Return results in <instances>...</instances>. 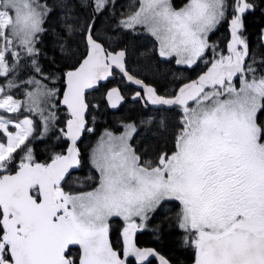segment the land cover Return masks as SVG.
I'll list each match as a JSON object with an SVG mask.
<instances>
[{"label":"snow or ice","instance_id":"1","mask_svg":"<svg viewBox=\"0 0 264 264\" xmlns=\"http://www.w3.org/2000/svg\"><path fill=\"white\" fill-rule=\"evenodd\" d=\"M107 5L108 0H92L96 13ZM75 6L73 0H62V28L65 35H81L86 54L65 73V90L58 96L44 82L48 77L38 62L37 45L48 31L52 9L46 0H0V77L27 69L24 84L33 89L23 102L12 95L0 98V264H127L128 257L144 264L156 253L134 243L143 227L134 218L146 221L164 201L179 203L178 227L193 234L196 264H264V120L258 121V113L264 114V74L257 78L252 63H246L250 52L243 35L247 16L256 9L254 0H186L177 7L172 0H140L137 10L119 21V27L133 32L141 26L165 60L175 57L187 68L208 65L171 97L137 78L127 67L126 51H109L91 18L78 21ZM226 20L231 40L224 55L210 45L209 34ZM261 35L264 39V30ZM116 70L144 91L133 99L180 109L175 151L142 164L129 142L135 125H126L119 136L106 132L91 155L97 186L65 191L62 182L81 163L76 143L93 130L86 128V94ZM6 86L19 87L14 78ZM123 99L118 88L107 93L113 108ZM61 103L70 116L65 135L71 147L51 163L35 162L31 139L56 129ZM25 112L35 114L39 123L34 125ZM13 113L19 116L5 115ZM113 217L126 222L122 254L109 239ZM72 246H78V255Z\"/></svg>","mask_w":264,"mask_h":264},{"label":"trees","instance_id":"2","mask_svg":"<svg viewBox=\"0 0 264 264\" xmlns=\"http://www.w3.org/2000/svg\"><path fill=\"white\" fill-rule=\"evenodd\" d=\"M254 2L256 4V9L254 12L250 13L247 16L246 29L243 31V35L246 38L249 45L250 59L248 63H252V66L256 69L255 75L257 78H259L262 74H264V39H262V35H261L262 30H264V3H262V0H254ZM81 4H83V6L82 7L80 6L77 11H80V13H82V10L85 9L84 11H86L87 15L91 13L95 14L92 8L91 0H77V5H81ZM50 15H51L50 18L52 17L51 19L55 17L54 13H51ZM98 18L100 19V15ZM109 18H111V16ZM117 18L118 17L115 16V22L118 23ZM51 25H52L51 21H49L48 23L46 22L45 26L47 27L48 31L44 34L42 43L37 45V47L41 49V55L38 62L42 70L44 71L45 75L48 77V79L44 82L47 83V85H52L55 82V85L58 84V86L64 88L65 73L74 70L75 67L77 66V63L71 64L73 62V59H70L69 57L64 55V50H66L65 42L64 43L60 42L58 36H56L57 33L53 30V28H50ZM56 30L58 32L61 29L58 28ZM121 31H120L122 33L121 42L122 39L124 38V40L126 41L125 47L127 48L129 47V45L136 43L138 41V36L141 35L140 32H138V34L137 33L132 34L123 30ZM76 42L77 40L75 41V43ZM29 77H30V73L28 72L27 69L19 71L15 75V77L12 76V73H9L8 77H0V87L5 88V92L2 95L3 96L12 95L17 100H20L22 102L25 101L26 100L25 93L32 89L31 85L24 84V81L27 80ZM12 78L16 80L19 87L8 89L6 86V82ZM103 89H105V87H102L99 90L101 92L97 91L93 94L102 93ZM89 105H90V111L88 115V122L90 128H92L93 130H98L96 131L97 133H100L101 130L103 129H112V128L115 129V127H113V123H114L113 118L115 117L120 118L124 107H121L119 111L111 110V108L107 103L106 97H102V99L97 102V107H95V103L92 102H90ZM22 111H23V106H22ZM134 111H136L134 116L137 117V115H139L138 108H135ZM24 115L28 117L30 116L34 120V124L39 123V118L35 114L25 112ZM16 116H19V114L14 113L13 117ZM128 116L125 117V119L123 118L124 117L123 116L122 117L123 121H128L130 120V118L131 119L133 118L132 116L128 118ZM62 117L63 120L66 118L67 119L70 118L67 110L60 108L57 117L58 122L56 124V129L53 131H49L46 134L41 131L40 138H34L31 140L30 146L32 148L35 162L42 164L51 163V160L55 155L65 154L68 147V143L65 139L66 125H64L65 123L62 124L63 123ZM20 118L22 119L23 116H21ZM130 121L138 125V123L135 120H130ZM60 129H63V131H60ZM88 134L89 133H86L83 142L85 141ZM35 136L36 133L34 134V137ZM160 143L168 145L167 146L168 148H166L168 151L173 150L174 138H172L170 134L168 136L166 134H162L157 137L148 134L147 137H145V139L141 141V147L143 148V145H145L151 153H155L156 150L158 151L157 145ZM137 149L139 153L142 154L141 153L142 151H140L138 146ZM79 150H80L81 164L79 168L74 171V173L83 172L86 174V176L87 174L93 175L92 180L94 183L91 186H95L98 184V178L96 172L88 166V162H87L89 155L88 147L83 148V143H82L79 145ZM18 163L19 160H17V166ZM172 209L175 210V214L169 217L170 220L169 218L163 216V214H160L161 217L155 219V225L161 227V232H162L161 236L157 237V240L155 239L154 241H143L142 238L147 234H140L139 239H137L138 244L140 245L142 243L145 246L156 248L162 255H164L171 262V264H195L196 249L194 246L190 245V243L185 242L184 232L180 230V228L178 227L177 219H178V213L180 211L179 204H173ZM115 222H116L115 225L113 223L111 227H109V239L111 240L114 248L117 251L121 252L123 247L122 239H123L124 224H121L120 221H115ZM157 226H155V228ZM71 251L74 256L79 254L78 249L73 248L71 249ZM128 264H137V263L133 260H130ZM148 264H157V263L151 261Z\"/></svg>","mask_w":264,"mask_h":264},{"label":"rangeland","instance_id":"3","mask_svg":"<svg viewBox=\"0 0 264 264\" xmlns=\"http://www.w3.org/2000/svg\"><path fill=\"white\" fill-rule=\"evenodd\" d=\"M46 2L48 6L52 9V13H54V16H55L53 19H51L52 18L51 17L46 22L48 23L49 21H51L52 25L50 26V28H53V30L57 33L56 36H58L61 43L65 42L66 50H64V55L69 57L70 59H73V62L71 64L77 63L78 65L86 54V47L81 38V35L76 34V33L69 34V35L64 34L63 28H62L63 9L60 7L62 0H46ZM73 2L76 5L73 10L76 13V18L78 19L80 23L87 21L89 17L91 16L90 18L93 20L95 31L97 35L105 42V47L108 48L109 51H114V52L122 50V49H127V52H128L127 67L132 68V70L136 74H139V72L143 71V68L145 66V60L143 59L142 52L154 51V48L157 42L141 26H137V29L134 32L126 30V29H122L121 27H119V21L122 19L120 16L123 17L126 14H130L136 7H138L140 0H108V5L104 8L102 12H99V13L95 12V14L91 13L89 15L86 14V11H84L85 10L84 8H82L84 9L82 10V13H80V11H77L80 5H77V0H73ZM184 2H186V0H172L174 7L181 6ZM229 4H232V0H229ZM229 12H231V8H229ZM99 15H100V19L98 18ZM110 16L112 19L109 18ZM115 16L117 17L119 16V18H117L118 23L115 22ZM226 22L227 20L221 22V24H219L217 28L214 29L213 32L218 30L220 26L224 24L226 25ZM58 28H60L61 30L57 32L56 29ZM121 30L126 31L128 33H132V34L133 33L138 34V32H140L141 35L138 36V41L136 43L129 45V47L127 48L125 47L126 41L124 40V38L122 39L123 43L121 42V37H122ZM212 33L209 34V39L211 38ZM76 40L77 42L75 43ZM177 65L181 67H186L185 65H180V64H177ZM177 77H178V80L181 78V76L179 75ZM184 79H185V76H184ZM113 85L120 87L124 95L127 98L129 97L127 93H128V90H130V88H128L124 79L118 78V76L116 75L115 79L109 85L104 86L105 89H103L102 93L90 95L88 97V102L95 103V107H97V102L101 100L102 97H106L109 87ZM47 86L49 88H52V87L56 88L58 90L57 92L58 96L61 92L64 91V88H65V87L61 88L60 86H58V84L55 85V82L54 84L47 85ZM0 98H3L2 94H0ZM192 105H194V103L191 104L190 106ZM59 107L56 110L57 117L59 114V110L61 108ZM3 111L4 110H0V113H3ZM5 115H9V116L12 115L13 117L14 113L5 114ZM167 116H169V114H167ZM29 118L31 117L29 116ZM181 118H182V113L180 110H178L177 112V116H176L177 121H175L172 125H170L168 123V120H166L165 118L158 119V120L153 118L151 124L142 123L141 121V123H138V125L133 122L123 121L122 118H117V117L113 118L114 120L113 127H115V129L113 128L103 129L101 130L100 133L96 132L98 130H92L91 132H87L89 134L86 137L85 141L82 143H83V148L88 147V153H89L88 160H87L88 166L96 172L97 178L99 179V173L96 171L91 161V155H92L93 149L96 147L97 143L100 141L101 137L105 135L106 132H111L113 135H116V136L123 135V133L126 130V125H129L132 123L135 125L136 131L132 134L131 140L129 142L131 143L133 148L136 150L137 154L140 155L141 163L143 164L145 161H151L155 163L158 160L159 155H157L156 152L147 153L144 149L142 150L141 141L145 139V137H147L148 134L154 135L155 137L162 135V134H166L167 136L170 134V136L174 138L173 149L175 151V139L181 128ZM261 120H264V114L258 113V121H261ZM62 121H63L62 124L65 123L64 125H66L67 118L63 120V117H62ZM158 121H163V123L161 124ZM0 142H4L3 137H0ZM137 146L140 149V151H142L141 152L142 154L138 152ZM167 146L168 145H165L163 143L158 144L157 145L158 152L160 154L163 152L166 153V150H167L166 148H168ZM92 179H93V175L91 174H87L86 176V174L83 172H75L69 177L68 181L65 183L63 188L65 191H69L73 193L90 191L94 187L97 186V185L91 186L94 183ZM173 204H179V203L176 201H164L161 204V206L158 207L154 212H150L148 214L149 218L146 221L142 222L139 217L134 218L135 222L138 225L143 223V227L137 230L138 233L140 234H147L146 236L142 238L143 241H154L155 239L157 240V237L161 236L162 234L161 227L155 225V219L161 217L160 214H163V216L167 218H169L171 215H174L175 210L172 209ZM115 221H120V223L124 224V227H126V222L123 221L122 218H118V217H113L109 221V226L111 227L113 223L115 225L116 224ZM155 226L157 227L155 228ZM180 230L184 232L183 229H180ZM185 233L186 232H184L185 242L190 243V245L194 246L192 242L193 234H190V233L185 234ZM140 246L144 247L145 245L141 243Z\"/></svg>","mask_w":264,"mask_h":264},{"label":"flooded vegetation","instance_id":"4","mask_svg":"<svg viewBox=\"0 0 264 264\" xmlns=\"http://www.w3.org/2000/svg\"><path fill=\"white\" fill-rule=\"evenodd\" d=\"M137 8L138 7H136L133 11L137 10ZM125 16L123 17L120 16V17L123 19ZM230 40H231L230 25L227 21L226 25L224 24L220 26L218 30L212 33L211 38L209 39V43L210 45L215 46L217 53L227 55V45L228 43H230ZM142 54H143V59L145 60V66L143 68V71L139 72V74H136L132 70V68L129 67V70L135 73L137 78L143 79L146 84L155 87L158 91V94L163 95L165 97L173 96L178 91L179 86H182L185 83L196 80L199 77V75L203 74V72L206 71V68L208 66L205 64H198V66H194L193 68L178 66L175 63V57L169 60H165L164 58H161L158 55L157 44L155 45L154 51H151V52L145 51V52H142ZM205 56L209 60L212 59L211 55L208 52L205 53ZM127 62H128V59H127ZM248 62L249 60L246 61V63ZM178 75L181 76L179 80L177 77ZM117 76L118 78H122L119 75ZM184 76H185V79H184ZM235 82L236 81H234V83ZM125 83L127 84L128 88H130V90H128V93H127L129 96L128 97L129 99L123 93L125 102L121 106V107H124V109L122 111L120 118L124 116L123 118L125 119V117L129 115L128 118L132 116L134 119L130 118V120H135L137 123H141V121H145L149 117L155 118L156 120L165 118L166 120H168V123L170 125H172L175 121H177L176 119L177 112L178 110H180L178 107L168 108L166 106L161 107V106H154L150 104L145 106V101L139 100V99H133L135 93L138 91L141 93V96H144L145 95L144 91L142 89L134 88L133 86L128 84L126 81ZM193 103L194 102L192 101L189 102L190 105ZM135 108H138L139 110V115H137V117L134 116L136 112L134 111ZM167 114H169V116H167ZM130 120H128V122H131ZM143 149L147 153H151L145 145H143L142 150ZM173 151L174 149L170 151L167 150L166 153L170 155L172 154ZM155 152L157 155L160 156V153L157 150ZM139 235L140 233L137 234V239H139ZM144 247H150V246H144Z\"/></svg>","mask_w":264,"mask_h":264},{"label":"water","instance_id":"5","mask_svg":"<svg viewBox=\"0 0 264 264\" xmlns=\"http://www.w3.org/2000/svg\"><path fill=\"white\" fill-rule=\"evenodd\" d=\"M123 50L126 51V61H127V59H128V52H127V49H123ZM81 61H82V60H81ZM81 61H80V62H81ZM78 66H79V64H78L76 67H78ZM76 67H75V68H76ZM115 75H119V76H121L122 78H124V77L119 73V71L116 70L114 76L109 77V79H108L107 81H101L100 84L98 85V87H97L96 89L89 90V92H90L91 94H93V93L99 91L102 87L109 85V84L113 81V79L115 78ZM124 80H125L128 84H130L131 86H133L134 88L140 89L139 86L129 83L125 78H124ZM112 88H118V89L120 90L121 95L124 97L123 92H122V90H121L120 87H118V86H112L111 88H109L108 91H110ZM64 90H65V88H64ZM108 91H107V93H108ZM91 94H90V95H91ZM88 96H89V95L86 94V101H88ZM106 100H107V95H106ZM124 102H125V98L123 99V101H121V102L119 103L118 107L113 108V107H111L109 101L107 100V103H108L109 107H110L111 110H113V111H117V110H119V109L121 108V106L123 105ZM60 107L63 108V109H66V107H65L62 103L60 104ZM66 110H67V109H66ZM89 111H90V105H89V109H88V111L85 113V120L87 121L86 128L89 127V122H88ZM65 132H66V128H65ZM86 133H87V131H85V132L81 135L80 139L77 141L76 146H77L78 149H79V145L83 142ZM65 139H66V141H67V143H68V147H67V149H68L69 147H71V141L67 139V136H65ZM79 151H80V150H79ZM66 154H67V150H66V152H65L64 155H66ZM80 161H81V157H80ZM78 167H79V166H78ZM78 167H75V168H72V169L69 170V173H68V174L66 175V177H65V181L62 182V187L65 185V183L68 181L69 177L74 173V171L78 169ZM137 234H138V231H136L135 236H134V243L136 244V246H137L138 248L142 249V250H143V249H151V250H153V252L156 253L155 256H149V257L147 258V260L144 262V264H148V263L151 262V261H154V262H156L157 264H160V259H159L160 256H163L165 259H167L164 255H162V254H161L156 248H154V247H141V246H139V244H138V242H137ZM122 240H123V239H122ZM123 247H124V244H123ZM73 248H74V249H78V246H72L71 249H73ZM120 253H121V254L123 253V249H122V251H121ZM122 258H123V255H122ZM130 260H133V261H135V262L137 263L135 257H128V258H127V264L129 263ZM167 260H168V259H167ZM168 261H169V260H168ZM169 264H171L170 261H169ZM195 264H196V263H195Z\"/></svg>","mask_w":264,"mask_h":264},{"label":"bare ground","instance_id":"6","mask_svg":"<svg viewBox=\"0 0 264 264\" xmlns=\"http://www.w3.org/2000/svg\"><path fill=\"white\" fill-rule=\"evenodd\" d=\"M128 63V62H127ZM133 124V123H132ZM134 125V124H133Z\"/></svg>","mask_w":264,"mask_h":264}]
</instances>
